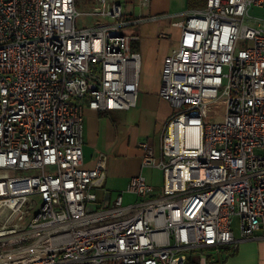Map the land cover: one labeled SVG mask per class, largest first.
<instances>
[{
  "label": "built area",
  "instance_id": "1",
  "mask_svg": "<svg viewBox=\"0 0 264 264\" xmlns=\"http://www.w3.org/2000/svg\"><path fill=\"white\" fill-rule=\"evenodd\" d=\"M81 14L102 20L78 26ZM184 15L159 89L177 110L157 149L139 144L162 187L139 173L137 201L107 204V154L84 166V108L137 104L140 36L125 28L145 18L114 0L83 13L77 0H0V264H185L233 243L235 216L242 237L264 238V0Z\"/></svg>",
  "mask_w": 264,
  "mask_h": 264
},
{
  "label": "crops",
  "instance_id": "2",
  "mask_svg": "<svg viewBox=\"0 0 264 264\" xmlns=\"http://www.w3.org/2000/svg\"><path fill=\"white\" fill-rule=\"evenodd\" d=\"M85 1L89 5L85 12L98 5V0ZM114 1L123 5L127 17L142 15L145 19L126 28L127 33L140 36L132 43L141 53L137 104L129 109L111 111L84 108V166L94 167L98 153L107 154L106 180L104 186L96 190L100 200L107 204L112 203L120 192L125 203L138 200L136 195L127 191L131 177L136 174L143 173L156 187L144 171L151 167H142L139 144L145 140L157 149L164 124L173 112L171 103L159 96V89L163 58L178 45L180 31L176 33L178 25L174 23L182 22L184 18L176 17L204 6V0H151L148 6H141L139 0ZM233 234L235 241L220 252L221 262L216 264H264V238L260 231L251 238L242 237L239 230L235 232L233 229ZM215 251L210 249L203 254L214 255Z\"/></svg>",
  "mask_w": 264,
  "mask_h": 264
},
{
  "label": "rangeland",
  "instance_id": "3",
  "mask_svg": "<svg viewBox=\"0 0 264 264\" xmlns=\"http://www.w3.org/2000/svg\"><path fill=\"white\" fill-rule=\"evenodd\" d=\"M92 5V4H91ZM89 5H87V2L85 0H77V9L83 13L86 10H88ZM257 12L258 14H260V10H252V12ZM185 18V15H179L176 17V19H183ZM101 19L99 18V16H95V15H86V14H81L77 17V25L78 26H93L95 25L97 22H99ZM176 33L178 34V31H180V26H178L176 28ZM126 31V28H125ZM141 70H142V66H141ZM141 74V71H140ZM144 74V69L142 71V76ZM173 111H176L177 108L172 106ZM145 174L149 177V179L155 183L156 187L155 190H160L162 187V180H163V173L161 170L157 169V168H146L145 170ZM233 221V229L235 232H237L238 230V225H237V217H233L232 219ZM200 250H202V252L207 253L208 250H210L209 248H197V249H192L187 251V254L190 256H193L195 259L199 258V254H200Z\"/></svg>",
  "mask_w": 264,
  "mask_h": 264
},
{
  "label": "trees",
  "instance_id": "4",
  "mask_svg": "<svg viewBox=\"0 0 264 264\" xmlns=\"http://www.w3.org/2000/svg\"><path fill=\"white\" fill-rule=\"evenodd\" d=\"M226 248L228 249L227 246H222L220 247L218 250L215 251L214 255H210V253L206 254V264H216V263H220V259H219V255L220 252L223 250H226ZM212 249V248H209ZM202 252V250H200ZM185 264H199V258L195 259L193 256L188 255L185 261Z\"/></svg>",
  "mask_w": 264,
  "mask_h": 264
}]
</instances>
